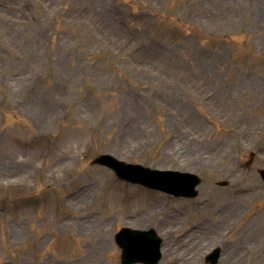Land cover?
I'll return each mask as SVG.
<instances>
[{
    "label": "rangeland",
    "instance_id": "obj_1",
    "mask_svg": "<svg viewBox=\"0 0 264 264\" xmlns=\"http://www.w3.org/2000/svg\"><path fill=\"white\" fill-rule=\"evenodd\" d=\"M260 170L264 0H0V264H120L126 227L161 237L159 264H264Z\"/></svg>",
    "mask_w": 264,
    "mask_h": 264
},
{
    "label": "water",
    "instance_id": "obj_2",
    "mask_svg": "<svg viewBox=\"0 0 264 264\" xmlns=\"http://www.w3.org/2000/svg\"><path fill=\"white\" fill-rule=\"evenodd\" d=\"M95 164H102L105 166H108L112 168L118 177L121 179L134 182V183H141L144 185H147L149 187H158V185L161 183H164L161 181L162 179H165L168 175H171L173 177H180L179 180H184L186 183H189L190 189L193 188L199 181L194 177L190 175H177V174H168V173H157V172H150L148 170L143 171L139 166H129L124 163H118L114 159H112L109 156H100L94 160ZM143 174V175H142ZM262 178L264 180V173H262ZM174 181V180H173ZM167 187L173 189V193L180 192L184 193L189 188L185 189L182 186H179L177 184H165ZM127 231H124L121 233L119 239H121L122 235H126ZM157 244L155 247L156 252ZM131 259L126 261L127 263L133 262V261H143V262H149L147 259H143V256L139 253H131L129 254Z\"/></svg>",
    "mask_w": 264,
    "mask_h": 264
},
{
    "label": "bare ground",
    "instance_id": "obj_3",
    "mask_svg": "<svg viewBox=\"0 0 264 264\" xmlns=\"http://www.w3.org/2000/svg\"><path fill=\"white\" fill-rule=\"evenodd\" d=\"M139 216H140V215H139ZM139 216H138V217H139ZM168 217H169V213L165 212L163 220L166 221Z\"/></svg>",
    "mask_w": 264,
    "mask_h": 264
}]
</instances>
